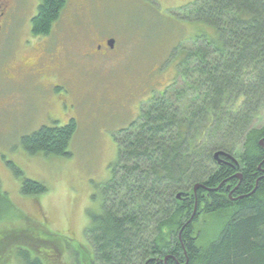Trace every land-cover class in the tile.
Here are the masks:
<instances>
[{"label": "trees", "instance_id": "1", "mask_svg": "<svg viewBox=\"0 0 264 264\" xmlns=\"http://www.w3.org/2000/svg\"><path fill=\"white\" fill-rule=\"evenodd\" d=\"M67 3L40 0L32 35L49 36ZM185 7L186 20L202 21L216 34L197 36L176 79L115 135L117 161L102 188L101 211L85 230L93 264H264V125L254 126L264 109V0H194ZM75 131L73 119L43 125L23 135L21 145L29 154L69 156ZM217 150L236 161L222 157L227 161L218 164ZM238 173L232 200L226 185ZM197 183L221 186L195 195ZM46 190L41 182H22L23 194ZM14 211L0 185V221ZM200 220L212 224L209 231ZM34 223L31 230L3 232L0 257L12 251L24 264H62L63 244L48 241L50 250L41 252L46 240L39 237L50 231Z\"/></svg>", "mask_w": 264, "mask_h": 264}, {"label": "rangeland", "instance_id": "2", "mask_svg": "<svg viewBox=\"0 0 264 264\" xmlns=\"http://www.w3.org/2000/svg\"><path fill=\"white\" fill-rule=\"evenodd\" d=\"M193 1L68 0L50 35L36 37L31 20L40 0H0V9H8V65L25 69L39 59L44 70L59 67L53 88L61 102L51 101L46 113L45 102L31 100L28 110L15 102L17 91L0 94V185L15 206L0 221V237L12 226L31 230L29 224L42 223L50 234L39 237L46 240L41 252L50 250L45 243L60 242L62 264H93L85 230L90 216L101 211L102 188L117 161L115 135L137 118L147 100L176 79L178 63L195 38L216 34L202 21L186 20L185 6ZM105 38L114 39L113 49L106 47L109 59L97 66L84 53ZM70 119L76 131L67 148L69 156L29 154L21 145L23 135L43 125H65ZM263 125L264 109L254 122L257 128ZM24 179L41 182L47 190L23 194ZM207 224L204 227L200 220L198 226L209 231L212 224ZM19 248L38 256L26 245ZM24 261L12 251L0 257V264Z\"/></svg>", "mask_w": 264, "mask_h": 264}, {"label": "flooded vegetation", "instance_id": "3", "mask_svg": "<svg viewBox=\"0 0 264 264\" xmlns=\"http://www.w3.org/2000/svg\"><path fill=\"white\" fill-rule=\"evenodd\" d=\"M5 7L0 9V94L6 93L7 96H9L13 91H17L15 102L19 103V105L23 104L26 109H28V106H32L31 100L45 102V105L43 104L42 107L47 113L49 107H51V101L55 100V102L61 104L60 99L55 96L53 88V85L57 84L56 71L59 67L44 70L43 64L39 59L28 63L25 66V69L15 68L8 65L7 55H9L12 45L10 44L9 29L5 24V14L8 10H6ZM110 40L111 38H105L102 43L92 44L90 50L87 52L85 51L84 57L88 61L95 62L97 66H102V64H105L106 60L109 59L111 53V51L109 52V50H106V47L110 46ZM111 49H113V46H111ZM96 60H98V62ZM58 65L59 64H57V66ZM19 111L17 110L16 112L18 117V114L20 113ZM234 177L236 178V181L231 180L228 182L226 190L229 191V198L237 200V197L233 195V192L241 183L242 176L239 178L237 176Z\"/></svg>", "mask_w": 264, "mask_h": 264}, {"label": "water", "instance_id": "4", "mask_svg": "<svg viewBox=\"0 0 264 264\" xmlns=\"http://www.w3.org/2000/svg\"><path fill=\"white\" fill-rule=\"evenodd\" d=\"M113 43H114V40L111 39V40L109 41V45H110V46H113ZM260 144L263 146V139L260 140ZM222 157H224V158H226V159H230V160H232V161H236V160H235L230 154H228V153H226V152H224V151H222V150H217V151H215V152L213 153V158H214V160H215L218 164H221V163L227 161L226 159H224V158H222ZM235 176H237V177L239 178V177H241V174L238 173V174H236ZM220 186H221V185H218V187H215V188H208V187H205L203 184L197 183V184H195L194 187H193V193L196 195V192H197V190H198L199 188H203V189L208 190V191H214V190H217ZM176 196H177V198L180 199V198H181V193H178ZM196 200H197V197L195 196V201H196ZM196 209H197V207H196V204H195V206H194V210H193V213H192L190 219L188 220L189 222L191 221V219H192L193 216L195 215ZM168 257H169V256H166V257L164 258L165 261L167 260Z\"/></svg>", "mask_w": 264, "mask_h": 264}]
</instances>
